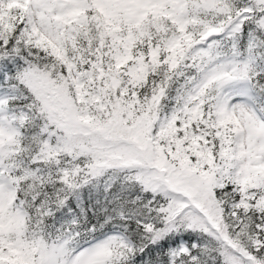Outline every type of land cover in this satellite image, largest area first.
I'll list each match as a JSON object with an SVG mask.
<instances>
[{"label": "snow or ice", "instance_id": "snow-or-ice-1", "mask_svg": "<svg viewBox=\"0 0 264 264\" xmlns=\"http://www.w3.org/2000/svg\"><path fill=\"white\" fill-rule=\"evenodd\" d=\"M0 264H264V0H0Z\"/></svg>", "mask_w": 264, "mask_h": 264}]
</instances>
